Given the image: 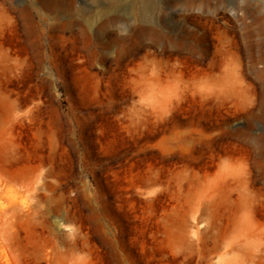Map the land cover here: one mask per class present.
Listing matches in <instances>:
<instances>
[{
	"label": "rangeland",
	"instance_id": "374dc122",
	"mask_svg": "<svg viewBox=\"0 0 264 264\" xmlns=\"http://www.w3.org/2000/svg\"><path fill=\"white\" fill-rule=\"evenodd\" d=\"M0 264H264V0H0Z\"/></svg>",
	"mask_w": 264,
	"mask_h": 264
}]
</instances>
